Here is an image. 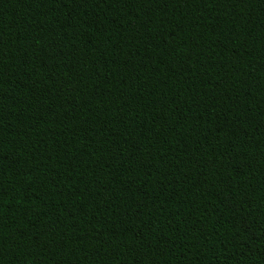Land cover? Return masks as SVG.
I'll return each mask as SVG.
<instances>
[{
	"label": "trees",
	"instance_id": "trees-1",
	"mask_svg": "<svg viewBox=\"0 0 264 264\" xmlns=\"http://www.w3.org/2000/svg\"><path fill=\"white\" fill-rule=\"evenodd\" d=\"M0 264H264V0H0Z\"/></svg>",
	"mask_w": 264,
	"mask_h": 264
}]
</instances>
